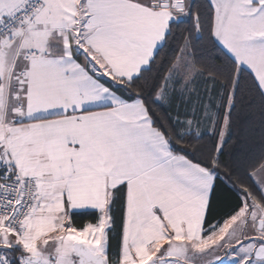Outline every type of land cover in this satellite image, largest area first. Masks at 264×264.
Masks as SVG:
<instances>
[{"label": "snow or ice", "instance_id": "snow-or-ice-1", "mask_svg": "<svg viewBox=\"0 0 264 264\" xmlns=\"http://www.w3.org/2000/svg\"><path fill=\"white\" fill-rule=\"evenodd\" d=\"M0 264H264V0H0Z\"/></svg>", "mask_w": 264, "mask_h": 264}]
</instances>
